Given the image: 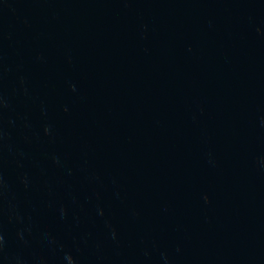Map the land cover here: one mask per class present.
Masks as SVG:
<instances>
[{
	"label": "water",
	"instance_id": "95a60500",
	"mask_svg": "<svg viewBox=\"0 0 264 264\" xmlns=\"http://www.w3.org/2000/svg\"><path fill=\"white\" fill-rule=\"evenodd\" d=\"M210 264H264V74Z\"/></svg>",
	"mask_w": 264,
	"mask_h": 264
}]
</instances>
